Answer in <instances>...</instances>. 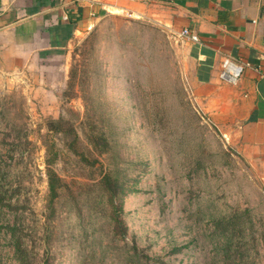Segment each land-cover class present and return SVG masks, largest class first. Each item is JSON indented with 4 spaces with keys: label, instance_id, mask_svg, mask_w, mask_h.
Wrapping results in <instances>:
<instances>
[{
    "label": "rangeland",
    "instance_id": "374dc122",
    "mask_svg": "<svg viewBox=\"0 0 264 264\" xmlns=\"http://www.w3.org/2000/svg\"><path fill=\"white\" fill-rule=\"evenodd\" d=\"M181 53L142 15L56 59L0 53V264H264V166Z\"/></svg>",
    "mask_w": 264,
    "mask_h": 264
},
{
    "label": "crops",
    "instance_id": "0c3cea01",
    "mask_svg": "<svg viewBox=\"0 0 264 264\" xmlns=\"http://www.w3.org/2000/svg\"><path fill=\"white\" fill-rule=\"evenodd\" d=\"M124 15L168 27L195 102L234 120L239 148L264 166V0H0V53L56 59L93 22ZM185 28L198 42L177 37ZM226 57L243 65L234 86L218 77Z\"/></svg>",
    "mask_w": 264,
    "mask_h": 264
},
{
    "label": "built area",
    "instance_id": "2783aa9c",
    "mask_svg": "<svg viewBox=\"0 0 264 264\" xmlns=\"http://www.w3.org/2000/svg\"><path fill=\"white\" fill-rule=\"evenodd\" d=\"M178 38H186L192 42H198L197 36L189 31L188 29H182L177 33ZM243 71V65L237 63L236 61L226 57L222 60L220 64V69L218 73V77L221 81L229 84L236 85L238 80L240 79Z\"/></svg>",
    "mask_w": 264,
    "mask_h": 264
},
{
    "label": "trees",
    "instance_id": "16d2710c",
    "mask_svg": "<svg viewBox=\"0 0 264 264\" xmlns=\"http://www.w3.org/2000/svg\"><path fill=\"white\" fill-rule=\"evenodd\" d=\"M53 171L51 170V169H49V171H48V186H49V192H50V194H52V195H55V187H53V179H52V177H53Z\"/></svg>",
    "mask_w": 264,
    "mask_h": 264
}]
</instances>
